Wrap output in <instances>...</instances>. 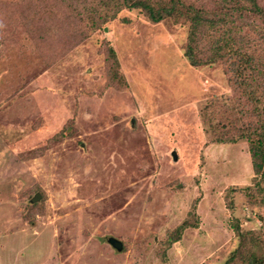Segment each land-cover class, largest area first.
I'll return each instance as SVG.
<instances>
[{
  "label": "rangeland",
  "instance_id": "1",
  "mask_svg": "<svg viewBox=\"0 0 264 264\" xmlns=\"http://www.w3.org/2000/svg\"><path fill=\"white\" fill-rule=\"evenodd\" d=\"M257 3L0 0V264H264Z\"/></svg>",
  "mask_w": 264,
  "mask_h": 264
},
{
  "label": "trees",
  "instance_id": "2",
  "mask_svg": "<svg viewBox=\"0 0 264 264\" xmlns=\"http://www.w3.org/2000/svg\"><path fill=\"white\" fill-rule=\"evenodd\" d=\"M239 1H243L249 4L250 6H253L254 10L257 13L261 12L257 0H239ZM132 6L144 8L149 18L153 22H159L164 18V16H170L171 14H173L172 8H166V7L155 8L154 6L147 4L143 1H134L132 2ZM202 21H204V19L202 20L200 17L196 18L195 21L193 22L194 23L193 28L198 27V25L201 24ZM192 32H194L193 29ZM191 41L193 42V40ZM193 52H194L193 48L190 46L186 52V56L192 65H198L199 62L196 61V59L193 57L194 55ZM235 71L236 73L234 71H232V73L236 76H240L242 74V69L239 68L238 66L236 67ZM237 83L242 84L243 81L241 82L238 81ZM258 127H260L259 128L260 130L261 126ZM241 138H246V140L251 145L249 152L251 154L252 166L255 174L264 176V129L262 128L260 131L254 133V131H250V129L246 128L244 131H242Z\"/></svg>",
  "mask_w": 264,
  "mask_h": 264
},
{
  "label": "water",
  "instance_id": "3",
  "mask_svg": "<svg viewBox=\"0 0 264 264\" xmlns=\"http://www.w3.org/2000/svg\"><path fill=\"white\" fill-rule=\"evenodd\" d=\"M173 158H176L175 152H173ZM38 196V194H37ZM37 196L33 198V201L36 200ZM108 243L115 248L116 250L120 251L122 249V242L114 237H109L108 238Z\"/></svg>",
  "mask_w": 264,
  "mask_h": 264
}]
</instances>
